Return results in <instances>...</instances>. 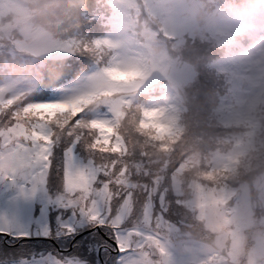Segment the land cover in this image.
Wrapping results in <instances>:
<instances>
[{
  "label": "rangeland",
  "instance_id": "obj_1",
  "mask_svg": "<svg viewBox=\"0 0 264 264\" xmlns=\"http://www.w3.org/2000/svg\"><path fill=\"white\" fill-rule=\"evenodd\" d=\"M257 3L259 10L246 17L244 13L252 6V0L242 6H237V0H228L207 11L203 22L208 34L233 39L257 27L261 29L250 43L232 49L218 63L231 86L215 113L222 123L240 124L246 129L233 139L232 150L205 157L204 168L207 166L208 170L202 166L198 142L187 158L197 163L183 173L184 178H180L181 170L191 163L181 164L172 181L169 179V171L184 146L171 141L173 136L179 138L184 129L180 123L184 108L178 89L191 84L195 73L190 66L178 67L179 61L169 48L177 49L179 38L194 35L202 25L198 15L201 11L189 0L109 2L110 8L103 17L105 33L95 40L83 36L78 41L79 50L91 44L109 47V62L106 66L81 68L69 82L53 88L58 99L80 97V104L42 109L47 113L68 111L74 116L83 110V105L89 113L98 112L97 118L103 119L107 113L101 109L107 107L117 124L125 114L124 108L136 105L140 109L143 127H152L150 136L145 133L137 141L145 162L149 203L156 209L150 215L153 234L148 238L149 264H264V2ZM88 30L80 29L79 33L88 35ZM8 41L1 44H11L12 51L18 41ZM73 44L75 40L53 35L34 55L48 60L63 58L71 54ZM65 69L63 66L56 70L43 86L35 75L0 74V98L22 100L35 96L41 88L57 85ZM139 92L148 94L142 102L138 100ZM73 136L74 133L62 131L57 137V158L62 163H66V150L73 146ZM154 138L164 141L156 150ZM84 152L86 149L81 147L74 160L83 162ZM181 186L188 192H182ZM47 191L52 192L50 185ZM50 226L63 235L42 188L31 184L25 173L0 178V229L35 236L48 235ZM22 247L28 249V256L20 264H52L54 260L58 264L59 252L52 245ZM71 259L80 264L75 255ZM0 264L8 261L0 258Z\"/></svg>",
  "mask_w": 264,
  "mask_h": 264
},
{
  "label": "snow or ice",
  "instance_id": "obj_2",
  "mask_svg": "<svg viewBox=\"0 0 264 264\" xmlns=\"http://www.w3.org/2000/svg\"><path fill=\"white\" fill-rule=\"evenodd\" d=\"M80 70V63L70 62L57 85L22 100L0 98V178L25 173L31 184L42 188L63 234L51 226L48 235L35 236L0 229V258L8 264L27 259L25 245H52L59 252L58 264H78L73 255L80 264H149L150 215L156 209L149 203L145 162L137 145L143 139L139 130L126 131L107 107L101 109L107 113L103 119L83 105L74 116L68 111H42L80 104V97L60 100L53 91ZM62 131L74 133L66 163L56 151ZM81 147L86 152L78 162L74 155Z\"/></svg>",
  "mask_w": 264,
  "mask_h": 264
},
{
  "label": "trees",
  "instance_id": "obj_3",
  "mask_svg": "<svg viewBox=\"0 0 264 264\" xmlns=\"http://www.w3.org/2000/svg\"><path fill=\"white\" fill-rule=\"evenodd\" d=\"M109 1L110 0H87L86 5H84L81 20L56 34L65 40H75L70 55L63 58L54 57L52 58L54 60H49L55 64L56 70L63 66L67 67L70 62L80 63L81 68L94 66L96 64L101 66L107 65L110 60L111 52L109 47L105 45L98 46L95 42L97 46L91 44L89 47L79 50L78 41L80 37L83 36L92 37L95 40V37L105 33L102 25H104V13L110 8L108 5ZM197 1L199 3L195 0H189V3L192 6L198 7V11H201L198 13V15L200 14L202 17L201 27L196 31L197 33H194V35L186 34L184 37L182 36L179 38L177 49L172 50L169 48V53L175 56L179 61L178 67L190 66L195 72L191 84H186V86L182 85L178 89L181 96V103L184 108L180 113V123L184 129L180 131V133L182 132V135H179V138L173 136L171 141L182 143L184 146L179 151V157L175 161V165L172 166L169 171V179L171 181L181 164L191 163V166L181 170L180 178H184L186 176H184L183 173L192 169V164L197 163V161L193 163L192 161L187 160V158H190V154L194 152L193 144L200 142L199 149L202 156L201 161L203 162L208 155L226 153L232 150L231 148L234 147L233 139L238 134L245 131L246 127L244 125L222 123L215 113V109L220 104L222 98L226 94H229L228 88L231 86V83L224 77L226 74L220 71L218 63L221 59H225L232 49L239 45L245 46L247 43H250L256 36V33L261 30L257 27L251 32H247L243 35L238 34L236 39L210 35L207 33V29L205 30V27H203V22H205L207 17L206 12L211 11V8H214L217 5L220 6L226 4L228 0ZM248 1L249 0H237V6H242ZM200 3L203 4L202 7L200 6ZM80 29H89L87 32L88 35L79 33ZM9 42L10 41H8V43ZM10 47L11 44L8 47L7 44L2 45L0 43V58L5 57L12 52ZM14 48H16L15 45H13V49ZM74 52L78 53L74 54ZM36 56L42 59H49L43 58L39 55ZM65 58L67 59L62 61V59ZM62 62H67V65H64ZM54 73H50L45 77L36 76L37 82H40V86L46 85L48 80L54 76ZM0 74H3L4 76H13L3 70H0ZM146 97H148L147 93H138V100L140 102L145 100ZM124 109L125 114L122 116L119 125L124 126L126 131L127 128H133L139 130L141 136H144L145 133L150 136L152 127H143L141 115L139 114L140 109H138L136 105ZM261 113L264 114V108ZM121 122L123 124H121ZM163 142V140L161 141L154 138L152 143L156 145L155 150L160 148ZM198 163H200V161H198ZM202 166L204 168V162L202 163ZM204 169L208 170V167L206 166ZM184 186H181V191L188 192V189H185Z\"/></svg>",
  "mask_w": 264,
  "mask_h": 264
},
{
  "label": "clouds",
  "instance_id": "obj_4",
  "mask_svg": "<svg viewBox=\"0 0 264 264\" xmlns=\"http://www.w3.org/2000/svg\"><path fill=\"white\" fill-rule=\"evenodd\" d=\"M264 2V0H261ZM87 0H0V43L15 39L16 48L0 58V70L13 76L45 77L56 71L48 59L34 55L49 38L81 20ZM259 10L257 0L244 13Z\"/></svg>",
  "mask_w": 264,
  "mask_h": 264
}]
</instances>
